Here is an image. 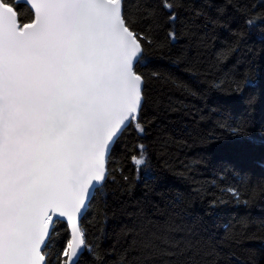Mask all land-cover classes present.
I'll use <instances>...</instances> for the list:
<instances>
[{
  "label": "snow or ice",
  "instance_id": "6c2138e0",
  "mask_svg": "<svg viewBox=\"0 0 264 264\" xmlns=\"http://www.w3.org/2000/svg\"><path fill=\"white\" fill-rule=\"evenodd\" d=\"M183 6V0H0V264H81L85 254L91 264L161 258L199 264L191 249L150 234L140 213H126L134 219L108 250L89 243L81 226L115 179L109 159L123 134L146 132L150 89L167 82L154 62L179 40ZM245 17L246 26L264 25V0H253ZM146 150L136 145L137 169ZM57 225L64 237L54 245Z\"/></svg>",
  "mask_w": 264,
  "mask_h": 264
},
{
  "label": "trees",
  "instance_id": "16d2710c",
  "mask_svg": "<svg viewBox=\"0 0 264 264\" xmlns=\"http://www.w3.org/2000/svg\"><path fill=\"white\" fill-rule=\"evenodd\" d=\"M252 2L183 0L180 38L154 62L167 82L150 89L146 132L123 134L109 159L115 179L81 220L89 243L122 242L134 219L126 213L135 212L150 234L191 249L199 264H264V25L246 26ZM138 143L147 146L139 169L131 159ZM57 230L54 245L64 237ZM81 264H91L88 254Z\"/></svg>",
  "mask_w": 264,
  "mask_h": 264
},
{
  "label": "flooded vegetation",
  "instance_id": "af4514ba",
  "mask_svg": "<svg viewBox=\"0 0 264 264\" xmlns=\"http://www.w3.org/2000/svg\"><path fill=\"white\" fill-rule=\"evenodd\" d=\"M20 6H23V7H25V8L28 9V6H26V5H24V4H20Z\"/></svg>",
  "mask_w": 264,
  "mask_h": 264
},
{
  "label": "water",
  "instance_id": "95a60500",
  "mask_svg": "<svg viewBox=\"0 0 264 264\" xmlns=\"http://www.w3.org/2000/svg\"><path fill=\"white\" fill-rule=\"evenodd\" d=\"M21 4H23V3H21ZM82 220V219H81Z\"/></svg>",
  "mask_w": 264,
  "mask_h": 264
}]
</instances>
